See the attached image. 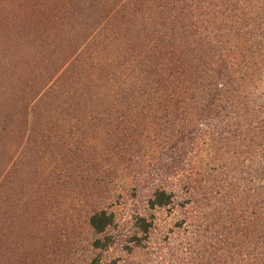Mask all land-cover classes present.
I'll return each mask as SVG.
<instances>
[{"label": "trees", "instance_id": "obj_1", "mask_svg": "<svg viewBox=\"0 0 264 264\" xmlns=\"http://www.w3.org/2000/svg\"><path fill=\"white\" fill-rule=\"evenodd\" d=\"M1 52L41 69L0 110L1 246L34 151L44 183L84 194L82 264H120L119 228L144 248L158 211L177 264H264V0H0Z\"/></svg>", "mask_w": 264, "mask_h": 264}, {"label": "rangeland", "instance_id": "obj_2", "mask_svg": "<svg viewBox=\"0 0 264 264\" xmlns=\"http://www.w3.org/2000/svg\"><path fill=\"white\" fill-rule=\"evenodd\" d=\"M2 17L10 15L5 17L3 13ZM64 21L65 19L61 22ZM40 28L44 30L43 27ZM54 35L55 33H51L50 39ZM41 38L43 39L42 34ZM25 49H29L28 45ZM21 55L22 57H16L0 53V110L3 116H8L18 106V96L31 95L41 70L37 67L40 60L38 53ZM76 79L78 75L74 74L65 87H75ZM24 99L26 96L22 101ZM26 117L35 125L40 124L43 119L42 107L40 106L39 112L32 116L27 114ZM40 154L33 151L26 155L21 161L22 168L16 173L17 182L12 189L17 204L14 228L6 221L11 215L10 209L7 205L2 206L7 218L3 217L5 235L2 236V246L0 244V264H82L88 257L85 241L89 237L84 225L87 207L84 194L77 185L57 191L53 188L56 185L50 181L44 183L47 173L43 165L37 162L43 159ZM40 189L42 191L39 194ZM42 208L47 215L49 211L55 210L56 221L52 222L50 217L46 219L47 215H44L43 220ZM127 209L123 208L119 213L128 218ZM157 217L160 228L153 231L144 248L132 251L123 249L127 229L114 230L120 237L114 247L102 253L105 261L119 257L120 264H177V233L169 236L167 241L160 239L164 234L161 226L172 227L175 214L166 215L158 211Z\"/></svg>", "mask_w": 264, "mask_h": 264}]
</instances>
